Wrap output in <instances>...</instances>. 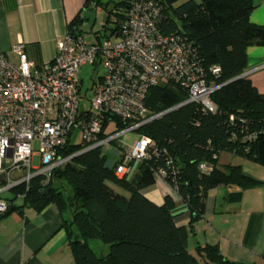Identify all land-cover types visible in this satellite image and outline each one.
<instances>
[{"label": "trees", "instance_id": "16d2710c", "mask_svg": "<svg viewBox=\"0 0 264 264\" xmlns=\"http://www.w3.org/2000/svg\"><path fill=\"white\" fill-rule=\"evenodd\" d=\"M132 1L84 0L66 30L82 35L87 13L100 7L106 17L103 35L95 39L118 36ZM154 1L161 8L160 31L180 36L191 58L201 64L206 82L218 85L210 94L213 110L196 102L183 104L188 89L178 82L152 85L144 103L148 116L154 118L137 132L152 139L153 145L130 175L115 174L120 150L115 141L107 151L97 146L81 153H77L80 142L68 141L57 154L70 158L48 177L36 174L27 183L10 187L12 199L22 197V204L14 209L40 211L54 203L74 264H251L224 257L216 244L197 245L195 254H190L187 243L193 223L205 212L210 190L231 187L225 198L234 203L243 190L260 183L240 165L218 164V156L229 152L264 166V93L243 75L247 48L264 46V25L250 20L252 0ZM213 66L218 73H211ZM115 120L118 130L126 126ZM201 163L212 169L201 170ZM159 171L189 213L187 227L175 224L177 204L170 195L161 204L144 195ZM4 215L0 213V218ZM93 239L106 245L107 251L97 255L89 245Z\"/></svg>", "mask_w": 264, "mask_h": 264}, {"label": "built area", "instance_id": "2783aa9c", "mask_svg": "<svg viewBox=\"0 0 264 264\" xmlns=\"http://www.w3.org/2000/svg\"><path fill=\"white\" fill-rule=\"evenodd\" d=\"M160 15L156 1L134 0L118 36L87 42L66 30L56 39L51 60L39 66L28 59L22 42L11 47L15 61L0 51V175L6 189L27 183L36 174L48 177L64 164L70 157L57 151L73 141L77 130L82 144L77 153L97 146L107 151L115 141L120 149L115 174L130 175L153 145L152 139L137 132L154 118L148 116L144 103L152 85L178 82L188 89L183 104L196 102L213 110L210 94L218 85L206 82L201 64L191 58L180 36L160 31ZM86 64L103 69L89 96L78 77ZM218 72L217 66L211 67V73ZM113 118L126 126L118 130ZM132 133L135 138L128 142L126 135ZM34 155L39 159L37 167L32 166ZM199 168L212 169L206 163ZM16 171L23 174L13 179ZM162 173L156 174L157 179ZM7 209L0 199V213Z\"/></svg>", "mask_w": 264, "mask_h": 264}, {"label": "crops", "instance_id": "0c3cea01", "mask_svg": "<svg viewBox=\"0 0 264 264\" xmlns=\"http://www.w3.org/2000/svg\"><path fill=\"white\" fill-rule=\"evenodd\" d=\"M252 1L255 7L250 20L264 25V0ZM83 3L84 0H0V51L15 61L11 47L22 42L30 61L38 66L49 62L56 51V39L65 33L67 23ZM246 54L243 74L264 93V46H250ZM218 164L240 165L260 183L243 190L240 201L234 203L225 198L231 187L210 190L205 212L189 232L188 252L195 254L197 245L216 244L228 259L264 264V166L229 152L219 154ZM22 174L16 171L12 178ZM6 183L0 175V199L13 207L21 205L22 197L12 199ZM144 195L156 204L170 195L177 204L175 224L188 226L189 213L162 179H157ZM63 217L68 220L69 213L65 211ZM61 224L62 215L54 203L40 211L23 207L5 214L0 218V264H74ZM101 251H105L104 247Z\"/></svg>", "mask_w": 264, "mask_h": 264}, {"label": "rangeland", "instance_id": "374dc122", "mask_svg": "<svg viewBox=\"0 0 264 264\" xmlns=\"http://www.w3.org/2000/svg\"><path fill=\"white\" fill-rule=\"evenodd\" d=\"M198 1V0H196ZM115 2V1H113ZM112 4H110L108 6V8L111 7ZM93 16L90 17L89 19H86L84 21V23L81 25V34L83 36V38L89 42L92 40H95V35H103V32L101 30V26L105 20L106 17V11L103 8H96L93 12H92ZM103 73V69L101 66L99 67H95L91 64H86L80 67L79 71H78V77L79 79L82 80V91H85L87 96H89L91 94V88L94 86V82L98 81V77L101 76ZM86 104V101L82 102V105ZM133 138H135V135L132 134H128L126 135V139L128 142L132 141ZM80 141V132L77 130L74 133L73 136V142L77 143ZM38 141H34L33 142V147L34 149L38 148ZM225 154H222L221 156V160L224 161ZM108 156L109 158H113V155L110 151H108ZM32 166L33 167H37L39 166V159L36 155H34L32 157ZM135 167V166H134ZM134 169V168H133ZM61 185L63 188H68L67 184L65 183V181H61ZM118 190L120 192H124L122 189ZM125 193V192H124ZM18 202H20L18 200ZM89 245L90 247L96 252L97 255H100L102 253V247H104L103 253H105L107 251V246L103 245L99 240L93 239V240H89ZM192 251V249H190Z\"/></svg>", "mask_w": 264, "mask_h": 264}, {"label": "water", "instance_id": "95a60500", "mask_svg": "<svg viewBox=\"0 0 264 264\" xmlns=\"http://www.w3.org/2000/svg\"><path fill=\"white\" fill-rule=\"evenodd\" d=\"M107 1H108V0H100L101 3H105V2H107ZM92 16H93L92 13H87V15H86L87 18H90V17H92ZM243 75H244V74H243ZM174 108H176V107H174ZM13 209H14L13 206L8 207V209L5 211V214H9L10 212L13 211Z\"/></svg>", "mask_w": 264, "mask_h": 264}, {"label": "clouds", "instance_id": "9594fccd", "mask_svg": "<svg viewBox=\"0 0 264 264\" xmlns=\"http://www.w3.org/2000/svg\"><path fill=\"white\" fill-rule=\"evenodd\" d=\"M5 144H6V141L4 142ZM22 151H27V147H24L23 149H22ZM2 152H3V149H2V147H0V155H2Z\"/></svg>", "mask_w": 264, "mask_h": 264}]
</instances>
